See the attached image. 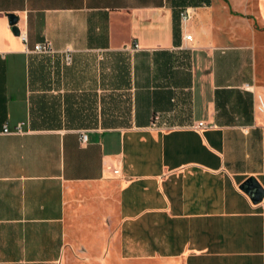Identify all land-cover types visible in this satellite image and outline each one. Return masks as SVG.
Returning a JSON list of instances; mask_svg holds the SVG:
<instances>
[{"label": "crops", "instance_id": "1", "mask_svg": "<svg viewBox=\"0 0 264 264\" xmlns=\"http://www.w3.org/2000/svg\"><path fill=\"white\" fill-rule=\"evenodd\" d=\"M252 7L0 0V264H264V28L215 22Z\"/></svg>", "mask_w": 264, "mask_h": 264}, {"label": "built area", "instance_id": "2", "mask_svg": "<svg viewBox=\"0 0 264 264\" xmlns=\"http://www.w3.org/2000/svg\"><path fill=\"white\" fill-rule=\"evenodd\" d=\"M193 15V6L191 5H184V6H180L178 9V16L181 22H185L188 21L190 18H192ZM19 35L23 40H26V34L21 32V30L19 31ZM185 38L189 39L191 38V34L190 33H186L185 34ZM134 47H137V43H134ZM33 50L37 51V52H48L51 50V42L49 40H43L41 42H36L33 45ZM69 58V57H68ZM257 108L258 110H262L264 108V100L259 96L258 97V104H257ZM159 116L158 115H154L150 125L152 127L156 126V122L158 120ZM24 122H19L16 127L11 130L7 127H5L3 130L5 132H15V131H20L21 130V126ZM202 125H204L203 121H198L197 124L194 125V127L196 128H200ZM87 138V134L86 133H82L81 134V140L84 141ZM113 171L116 173L118 172V169L115 168L113 169Z\"/></svg>", "mask_w": 264, "mask_h": 264}, {"label": "water", "instance_id": "3", "mask_svg": "<svg viewBox=\"0 0 264 264\" xmlns=\"http://www.w3.org/2000/svg\"><path fill=\"white\" fill-rule=\"evenodd\" d=\"M8 19H9V23L11 24V28H12L13 32L18 34L19 28L16 24V22L18 20V16L14 13H9ZM239 187L244 192H246L249 195V197L251 198V200L255 203L259 202L264 195L263 186L258 181V179L253 175H249L242 182H240Z\"/></svg>", "mask_w": 264, "mask_h": 264}, {"label": "rangeland", "instance_id": "4", "mask_svg": "<svg viewBox=\"0 0 264 264\" xmlns=\"http://www.w3.org/2000/svg\"><path fill=\"white\" fill-rule=\"evenodd\" d=\"M236 18H239V17H236ZM242 20H243V23L241 24L238 22H236L235 24H232V22H229L226 16L221 14V15L216 16L215 22L221 25L222 27H225V28L228 27L229 29L234 25L237 27L239 26L244 31V34H247L248 30L251 28H255V29L264 28V26L262 25L260 21V18L258 16L256 9L253 7L246 14V16L242 18ZM262 57H263V54L261 53V57L259 58V62H258L259 68H262V66L264 65Z\"/></svg>", "mask_w": 264, "mask_h": 264}]
</instances>
